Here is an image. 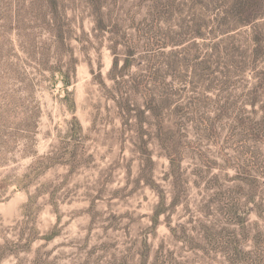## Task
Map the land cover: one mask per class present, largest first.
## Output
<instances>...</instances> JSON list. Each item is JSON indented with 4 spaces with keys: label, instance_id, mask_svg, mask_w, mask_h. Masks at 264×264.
Wrapping results in <instances>:
<instances>
[{
    "label": "rangeland",
    "instance_id": "374dc122",
    "mask_svg": "<svg viewBox=\"0 0 264 264\" xmlns=\"http://www.w3.org/2000/svg\"><path fill=\"white\" fill-rule=\"evenodd\" d=\"M191 6L0 0V264H264V17Z\"/></svg>",
    "mask_w": 264,
    "mask_h": 264
},
{
    "label": "trees",
    "instance_id": "16d2710c",
    "mask_svg": "<svg viewBox=\"0 0 264 264\" xmlns=\"http://www.w3.org/2000/svg\"><path fill=\"white\" fill-rule=\"evenodd\" d=\"M179 0H167L168 5L173 4ZM191 3L190 13H203L202 10H208L211 12L210 15L212 22L215 28L218 31H228L233 28L231 24L238 26H249L252 29L256 28V22L260 18L264 17V0H188ZM218 13L212 15V13L218 8ZM228 29V30H227ZM260 33V32H259ZM259 33L256 31L252 35L256 36L255 39L259 36ZM202 33H198V36H202ZM60 40L62 41L61 37ZM72 110V108H71ZM171 166L176 171L178 169V162L171 157L170 158ZM157 210L153 216L154 222L157 219L158 213Z\"/></svg>",
    "mask_w": 264,
    "mask_h": 264
}]
</instances>
